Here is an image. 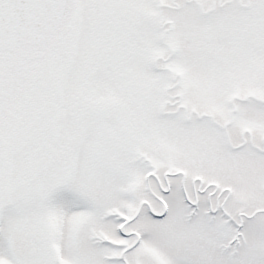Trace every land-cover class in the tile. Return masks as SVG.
<instances>
[{
	"label": "rangeland",
	"instance_id": "1",
	"mask_svg": "<svg viewBox=\"0 0 264 264\" xmlns=\"http://www.w3.org/2000/svg\"><path fill=\"white\" fill-rule=\"evenodd\" d=\"M63 21L71 80L19 122L61 152L0 175V264H264V0H67ZM35 238L48 257L19 262Z\"/></svg>",
	"mask_w": 264,
	"mask_h": 264
},
{
	"label": "flooded vegetation",
	"instance_id": "2",
	"mask_svg": "<svg viewBox=\"0 0 264 264\" xmlns=\"http://www.w3.org/2000/svg\"><path fill=\"white\" fill-rule=\"evenodd\" d=\"M68 30L70 31V26H66L62 20L44 45H25L0 51V175L7 172V168L17 169L18 174L24 172V169L33 168L41 169L40 174H44L45 170L54 168V160L61 151L56 150L54 144H47L48 139L42 142L38 138L41 137L40 135H33L32 144H23V131L19 122L23 115V101L28 99L33 92L47 90V97L55 95L57 69L61 64L66 69L67 80L71 77L73 53L69 48L62 49V35ZM45 79L50 82L42 84ZM67 86L66 95L72 94L73 89L70 86L73 87V84H67ZM78 88L80 89L78 94L85 98L88 95L86 88L84 86L83 90ZM115 109V107L111 109L113 115L117 113ZM191 114H195L194 111H191ZM190 118L191 116H185L187 121ZM78 131L84 134L86 129L81 127ZM23 184L24 181H21L20 185ZM42 243L43 241L37 238L33 240L31 246L28 242H21L16 250L17 260L33 262L36 259L48 257L46 247L44 250L41 247Z\"/></svg>",
	"mask_w": 264,
	"mask_h": 264
},
{
	"label": "water",
	"instance_id": "3",
	"mask_svg": "<svg viewBox=\"0 0 264 264\" xmlns=\"http://www.w3.org/2000/svg\"><path fill=\"white\" fill-rule=\"evenodd\" d=\"M65 4L66 0H0V51L46 43Z\"/></svg>",
	"mask_w": 264,
	"mask_h": 264
}]
</instances>
